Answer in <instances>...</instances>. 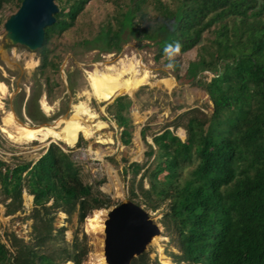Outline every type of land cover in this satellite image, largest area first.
Wrapping results in <instances>:
<instances>
[{
	"label": "trees",
	"instance_id": "trees-1",
	"mask_svg": "<svg viewBox=\"0 0 264 264\" xmlns=\"http://www.w3.org/2000/svg\"><path fill=\"white\" fill-rule=\"evenodd\" d=\"M90 1L55 0L59 12L45 30L42 71L58 68L49 45L75 26ZM22 2L0 0V30L5 9L12 5L18 11ZM115 5L97 36L78 47L119 53L127 38H135L154 45L157 62L197 49L195 62L177 80L203 90L213 104L210 116L198 108L184 112L152 135V144L146 141L148 128L142 129L145 161L125 167L132 176L130 197L153 212L167 205L161 224L176 250L165 253L174 264H264V0ZM207 72L214 76L210 82ZM131 106L128 96L111 106L124 146L132 139ZM178 129L185 131V141L176 135ZM99 185L86 182L80 165L57 144L35 162L10 166L0 160L6 216L24 212V194L33 197L25 217L33 222L32 239L25 242L10 233L8 248L0 236V264H82L89 253L87 236L67 243L66 228L55 227L56 216L64 213L71 220L76 215L83 223L92 211L108 208ZM132 264L161 263L147 252Z\"/></svg>",
	"mask_w": 264,
	"mask_h": 264
},
{
	"label": "rangeland",
	"instance_id": "rangeland-1",
	"mask_svg": "<svg viewBox=\"0 0 264 264\" xmlns=\"http://www.w3.org/2000/svg\"><path fill=\"white\" fill-rule=\"evenodd\" d=\"M148 1L151 5L154 3V0ZM162 1L168 2V0ZM116 2L121 3L125 0H91L72 29L53 37L49 45L51 51L49 57L52 59V63L58 66L57 69L49 67L42 71L41 50L31 52L24 46H14L6 40L4 25L17 12L12 5H9L3 13V28L0 30V86L6 89L5 92H0V160L10 166L37 161L50 145L42 147L37 141L27 142L20 138L18 131L21 129V125L38 128L51 125L60 118L70 117L74 105L87 101L84 93L89 91V73L98 64L105 65L109 62L115 64L124 58L138 59L151 72L153 83L157 81L151 88L150 86L140 88L134 97L119 96H128L132 100L129 110L132 139L128 146H124L121 141L122 130L116 124L111 108L113 102L119 97L111 103H97L94 99L89 101V105L98 115L99 121L107 125L101 131V137L111 139V143H101L100 135L90 140L81 135L83 142L77 143L74 147H68L63 143H53L72 155V158L80 165L86 182L100 184V191L110 201L109 207L104 209L107 212L126 201L134 202L129 194L132 176L125 172V167L133 162L143 163L145 161L144 154L148 147L141 138L143 128H148L146 141L148 144H152L151 136L171 125L184 112L195 108L200 109L208 116L213 112V104L203 90L177 80L178 77L182 78L186 74L190 63L195 62L197 49L183 55L175 54L169 59L157 62L155 61L157 50L154 45L147 41L139 42L135 38H127L119 53H105L96 48L78 47L84 40H93L97 36L100 27L114 15ZM4 55H7L10 60L14 58L15 63L9 65L3 59ZM31 57L36 62L33 69L27 66ZM175 65L178 66V70ZM213 77L211 73H205L208 82ZM166 78L175 81L176 85L173 89L168 90L160 83L162 79ZM44 104L52 108L50 113L45 111ZM29 112L34 116V119L29 117ZM10 118L16 122L10 123ZM179 130L183 129H178L176 135H179ZM97 152H101V158L98 157ZM112 184H116V187L120 188L122 197H115L113 192H108L105 189ZM145 186L148 188L146 183ZM29 197L32 196L27 194L23 196L24 212L13 216H6V208L0 203V236L8 248L10 243L7 235L10 233H14L25 242L32 239L31 226L33 222L25 220V217L29 216L33 209V200ZM142 207L148 211L155 223L163 227L161 222L168 210L167 205L156 212L147 210L143 205ZM85 221L86 219L83 223H79L76 215L71 220H67L66 215L65 218H61L60 214L56 216L55 221L57 229L66 228L64 236L65 241L69 244L72 243L76 235L79 240H82L84 234L87 236L86 244L89 253L82 264H88L90 255L93 253V244H91L90 235L85 230ZM163 237L167 240L162 239ZM156 239V242L153 241L154 244L152 243L147 251L152 260L156 258L158 261L160 260L158 247L161 245L164 254L166 251L176 252L173 245L169 244L165 230L161 237Z\"/></svg>",
	"mask_w": 264,
	"mask_h": 264
},
{
	"label": "bare ground",
	"instance_id": "bare-ground-1",
	"mask_svg": "<svg viewBox=\"0 0 264 264\" xmlns=\"http://www.w3.org/2000/svg\"><path fill=\"white\" fill-rule=\"evenodd\" d=\"M3 59L7 61L9 65L15 63V59L11 58L10 60L7 55H4ZM35 65L36 62H34L31 57L27 66L30 69H33ZM152 78L151 72L143 62L138 59L129 60L124 58L120 59L115 64H113V62L106 63L105 65L98 64V66L89 73V91L84 93L87 101L79 102L74 105L73 113L70 117L60 118L51 125H45L38 128H32L29 125H21L22 127L18 131V136L25 139L27 142L37 141L42 147H47L51 143H63L68 147H74L78 143L81 135L87 140L93 139L102 134L101 131L105 129L107 125L106 123L99 121L98 115L91 109L89 101L94 99L97 103H111L115 98L122 95L134 97V95H136L135 93L140 88L144 86H150L151 88L154 86L157 81L153 83ZM160 83L168 90L173 89L176 85L174 80L167 78L162 79ZM1 91L3 93L6 89L3 86H0V92ZM44 109L47 113L52 111V108L46 104H44ZM13 121L15 120L10 118L9 122L12 123ZM179 136L184 138L185 134L183 130H179ZM99 139H101V143L112 142L111 139H104L101 135ZM97 155L99 158L102 157L101 152H97ZM116 186V184H112L105 189L108 192H113L115 197H122V193L119 190L120 188ZM29 199H32V197H29ZM60 216L61 218H65L64 213H60ZM107 217L108 212L101 209L95 210L86 218L85 230L87 234L90 235L91 244H93V253L90 255L88 264H106L103 254V241L105 235V221ZM162 239L167 240L164 237ZM156 240L157 239L154 241L156 242ZM161 247H158L160 263L174 264L170 257L165 256ZM66 264L72 263L69 262Z\"/></svg>",
	"mask_w": 264,
	"mask_h": 264
},
{
	"label": "water",
	"instance_id": "water-1",
	"mask_svg": "<svg viewBox=\"0 0 264 264\" xmlns=\"http://www.w3.org/2000/svg\"><path fill=\"white\" fill-rule=\"evenodd\" d=\"M58 12L55 0H23L19 10L4 25L6 40L31 52L41 50L45 30L55 24ZM177 136L186 140V135L184 139ZM163 232V227L154 222L148 211L132 201L112 208L105 221L106 264H132L134 259L147 253L148 247Z\"/></svg>",
	"mask_w": 264,
	"mask_h": 264
}]
</instances>
